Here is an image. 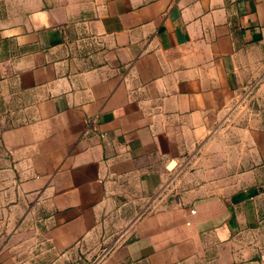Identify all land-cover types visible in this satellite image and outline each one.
<instances>
[{
	"label": "crops",
	"instance_id": "crops-1",
	"mask_svg": "<svg viewBox=\"0 0 264 264\" xmlns=\"http://www.w3.org/2000/svg\"><path fill=\"white\" fill-rule=\"evenodd\" d=\"M0 96V264H264V0H0Z\"/></svg>",
	"mask_w": 264,
	"mask_h": 264
},
{
	"label": "rangeland",
	"instance_id": "rangeland-1",
	"mask_svg": "<svg viewBox=\"0 0 264 264\" xmlns=\"http://www.w3.org/2000/svg\"><path fill=\"white\" fill-rule=\"evenodd\" d=\"M20 123L19 112L11 111L4 105L3 97L0 96V135L5 129Z\"/></svg>",
	"mask_w": 264,
	"mask_h": 264
},
{
	"label": "built area",
	"instance_id": "built-area-1",
	"mask_svg": "<svg viewBox=\"0 0 264 264\" xmlns=\"http://www.w3.org/2000/svg\"><path fill=\"white\" fill-rule=\"evenodd\" d=\"M95 123H96L95 118H90V119L86 120L87 128L93 129L95 127Z\"/></svg>",
	"mask_w": 264,
	"mask_h": 264
}]
</instances>
